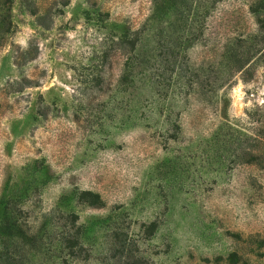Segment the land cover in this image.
I'll use <instances>...</instances> for the list:
<instances>
[{
  "label": "rangeland",
  "instance_id": "obj_1",
  "mask_svg": "<svg viewBox=\"0 0 264 264\" xmlns=\"http://www.w3.org/2000/svg\"><path fill=\"white\" fill-rule=\"evenodd\" d=\"M129 254L264 264V0H0V264Z\"/></svg>",
  "mask_w": 264,
  "mask_h": 264
},
{
  "label": "trees",
  "instance_id": "obj_2",
  "mask_svg": "<svg viewBox=\"0 0 264 264\" xmlns=\"http://www.w3.org/2000/svg\"><path fill=\"white\" fill-rule=\"evenodd\" d=\"M63 243L65 247L71 248L73 251V254L75 253V255H78L79 252H81L82 250H85V248L80 244L75 234L65 237ZM78 257H81V256H78ZM125 264H140V261L139 259L131 257V255L129 254L125 256Z\"/></svg>",
  "mask_w": 264,
  "mask_h": 264
}]
</instances>
